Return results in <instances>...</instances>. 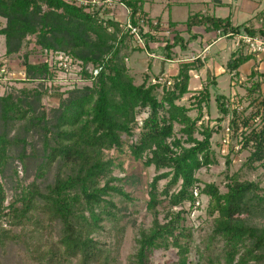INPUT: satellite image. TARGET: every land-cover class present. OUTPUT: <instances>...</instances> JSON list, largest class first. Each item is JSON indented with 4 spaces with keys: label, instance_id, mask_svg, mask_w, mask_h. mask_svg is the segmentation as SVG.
Segmentation results:
<instances>
[{
    "label": "trees",
    "instance_id": "obj_1",
    "mask_svg": "<svg viewBox=\"0 0 264 264\" xmlns=\"http://www.w3.org/2000/svg\"><path fill=\"white\" fill-rule=\"evenodd\" d=\"M116 2L128 7V21L117 18V4L0 0L5 57L21 56L22 81L27 83L0 95V264H8L7 254L14 250L15 264H123L121 249L130 220L122 221L134 212L131 206L137 201L134 189L128 191L127 186L140 182V177L114 174V168L122 166L117 162L122 154L162 170L149 183L145 201L152 223L135 230L126 264H152L156 251L170 248L180 256L174 264H264V223L251 222L264 220L261 180L241 179L234 173L228 177L227 191L221 192L216 183L201 186L197 176L215 162L212 137L224 120L230 139L239 150L249 151L243 163L247 172L264 163V72L252 66V84L244 83L245 100L252 107L248 114L242 98L215 94L220 114L216 127L206 123L202 113L210 104L211 87L217 86L212 69L206 68L208 82L190 97L199 114L191 116L192 107L180 103L191 92V71L206 67L205 57L180 59L177 72L163 77L165 61L178 57L175 48L188 50L203 35L195 31L199 27L217 37L236 38L226 70L241 81L240 67L257 56L237 40L243 34L264 36V9L241 24H234L231 15L198 11L183 22L186 39L176 28L180 22L173 20H169L173 37L161 39L150 29L144 32L143 25L153 21L143 0ZM128 23L138 27L146 49L153 50V42H166L158 47L163 59L156 79L146 73L136 84L131 75L128 59L143 47L133 45L136 37ZM158 27L157 22L154 28ZM34 54L47 58L63 54L66 60L79 61V74L87 83L64 91L57 84L48 87L57 67L49 59L33 62ZM49 98L56 103H47ZM176 125L184 141L169 140L175 137ZM229 149L236 152L232 143ZM163 179L168 181L160 190ZM200 195L209 198L207 212L214 223L194 261L190 257L194 238L182 224V206L199 208ZM165 201L169 219L161 222L158 206Z\"/></svg>",
    "mask_w": 264,
    "mask_h": 264
},
{
    "label": "rangeland",
    "instance_id": "obj_2",
    "mask_svg": "<svg viewBox=\"0 0 264 264\" xmlns=\"http://www.w3.org/2000/svg\"><path fill=\"white\" fill-rule=\"evenodd\" d=\"M80 1L82 0H78V2ZM145 1L149 3V9L153 13V16H149L153 21V25L148 26L147 24H145V27L147 30H152L153 33L160 36L161 39L164 37H173V33L169 28V18L173 21L180 22L179 25H182L183 27H180L178 31H180V33H184V35H181L185 36L186 39L187 33L185 31V25L183 24V22L191 14L198 11L205 14L216 15L218 17H227L231 15L234 24H241L242 22L251 18L259 10L264 9V0H256L258 3L257 7L252 5L248 0H220L223 1L224 4H221L219 0ZM116 9H119L120 12V15H117V18L123 23L126 22L128 20L126 14H124V12H122V9H120L119 7ZM115 14H118L117 10ZM4 22V18L0 17V25H3ZM155 22L159 23L158 29L154 28ZM197 29H200L199 31L202 30L199 27ZM144 41L145 40H143V43L141 44L136 39H133V45H142L143 51L134 52L127 62L130 68V73L135 78L136 84H140L144 80L146 73H149L153 79H156V76L160 73L162 68L163 58L158 47L165 45L166 42H153V44H151L153 50H150L146 49L145 46H143ZM235 42L236 38L224 37L219 43H224L223 45H227V47L231 48L235 46ZM219 43L211 45L209 52H203L204 48L197 45L196 49L193 51V54H195L196 56L201 55V57H205L207 64L206 67H203L201 69H194L191 71L192 80L189 83L191 92L186 94L180 101V103L185 104L188 107H192L189 111V114L193 117H196L199 114V110L197 106H193L194 102L190 97L195 91H198V89L202 88V86L208 82L206 68L213 69V67H215V72H221V74L217 77V86L211 87L210 89L211 97L209 106H203V120L206 123L209 122V125L211 127H216V124L218 122L217 118L220 115L214 99L216 93H223L232 99H237L238 97H240L243 101V107H248L247 114L252 111V107L249 106V101L245 100L247 90L244 85L245 82L248 86L252 84V80L249 79V73L251 70L250 63L243 67V73L240 77L241 81L240 79L236 80L235 78L230 76V73L226 70V64L230 58L229 50H225V52H221L218 50L219 55L215 53V50L219 46ZM29 47H32V45H30ZM175 49L178 51V57L176 58V60L165 61V64L163 65V77L165 78H170L177 72L178 62L180 59H188L193 56L192 53H186L185 50H180L179 47ZM5 52V39L0 36V62H2V65H0V95L4 94L11 86L21 87L24 84H27L22 81L25 79V68L22 63L21 56L15 54L12 57L8 58L5 57ZM68 58L67 66L64 68H60V63L66 61V56L63 54H55L53 56H49L48 58L46 55L44 56V54H34L31 56V60L33 62H39L43 59H49V61L57 67V69H55V80L47 82V86L50 87L57 84L60 87L61 91L72 89L75 86H82L87 83L86 81H83L81 79V76L79 74L80 62L76 61L73 58ZM255 62V66H260L264 62V58H261V56L257 57ZM261 69L262 72H264V68ZM261 69H259V71H261ZM33 85L34 83H28V86ZM262 90L264 94V84ZM56 101L57 100L53 98L47 99V103L49 104H55ZM145 115L146 114H143L142 116ZM142 116H139V119H141ZM227 124V120H224L221 127H219V130L213 134L212 147L214 151L215 162L211 166L203 167L197 172V176L202 181L200 185L203 186L204 183H216L221 192H226V185L229 182L228 177L233 175L234 173H239V177L241 179L246 178L250 180H261V186L264 187V163L260 164L256 171L247 172L246 168L243 167V163L247 159L249 151L239 150L240 145L237 144L235 140L232 141L230 139V132L228 131ZM179 128V125L175 126V137H172L169 140L180 138L182 141H184L186 139L178 131ZM195 138L200 139L201 136L196 133ZM229 143L235 145L236 152L230 153ZM227 155L230 157V163L227 162ZM117 162H122V166H117L114 168L115 175H118L120 177H124L126 175H136L140 177V182L134 185L127 186L128 191H132V189H134V195L135 197H137V201L136 205L131 206L130 211L134 210V212L129 213L122 221V223H126L130 220V223H128V228L126 229L125 238L121 249L123 264H126L128 256L133 251L135 230L140 225L150 226V224L152 223L153 214L147 210L145 201L149 199V183L153 180V177L160 173L162 170L158 172L155 169L154 165L147 167L144 165L143 161L136 160L130 157L128 154L118 155ZM20 174L22 175V172H20ZM29 176V180H32L33 174L30 173ZM167 181L168 179H163L159 182L160 190L163 189ZM208 201L209 198L206 195H200L198 198V202L196 203L199 208L190 210V206L188 203L182 206V208L184 209L183 216L185 217V220L182 224L192 230L194 238L193 248L190 249V257L194 261L197 260L198 249L202 250L204 248L206 235L213 227L214 223V219L209 216L207 212ZM178 209L180 208H174V210L176 211ZM158 210L159 220L161 222L168 221V202L165 201L162 205H159ZM251 222L261 225L264 223V220L262 218H256L252 219ZM7 255L8 256L6 258V262L8 264H15L18 261L17 252L15 250L14 252H9ZM179 258L180 256L176 248L159 250L156 251V253L152 257V264H174L179 260ZM68 264L75 263L72 262Z\"/></svg>",
    "mask_w": 264,
    "mask_h": 264
},
{
    "label": "crops",
    "instance_id": "obj_3",
    "mask_svg": "<svg viewBox=\"0 0 264 264\" xmlns=\"http://www.w3.org/2000/svg\"><path fill=\"white\" fill-rule=\"evenodd\" d=\"M144 1V5H143V8H144V10L148 13V16H153V13H152V11L149 9V3L148 2H146L145 0H143ZM220 1V0H219ZM248 1H250L251 2V4L252 5H254V6H258V3H257V1L256 0H248ZM216 2V1H215ZM221 4H224L223 3V1H221ZM257 4V5H256ZM115 10H117L118 11V14H119V9H115ZM169 20H172V19H170L169 18ZM180 27H183L182 25H177L176 26V28H177V30L178 29H180ZM185 29H186V27H185ZM202 29V28H201ZM200 29H197V28H195V31L196 32H202L203 33V35L202 36H200L196 41H194L192 44H191V46H190V49H188V50H185V52L186 53H192V55H195V54H193V51L196 49V47H197V45H199V46H201V44H205V46L203 45L202 47L204 48L203 49V52H209V50H210V46L211 45H214V44H216V43H219L224 37H217L216 36V34L214 33V32H204L203 31V29L201 30V31H199ZM187 33V32H186ZM182 35H184V33H182ZM189 35H188V33H187V36H186V38L188 37ZM185 37V36H184ZM203 42V43H202ZM224 44V43H223ZM222 43H219V46L217 47V49L215 50V53L217 54V55H219V53H218V50L219 51H221V52H225V50L227 51V50H229V52H230V55H231V53H232V51L234 50V48H235V46L234 47H231V48H229V47H227V45H223ZM176 50V49H175ZM177 51V50H176ZM201 56V55H200ZM208 56H210V55H208ZM212 56V55H211ZM250 63V67L252 68V66H254L255 64L254 63H256L255 62V60H250V61H248V62H246L245 64H243L241 67H240V72H241V75H242V73H243V67L244 66H246L247 64H249ZM167 64V63H166ZM252 64H254V65H252ZM257 68L258 69H261V68H264V62L262 63V65H260V66H257ZM215 67H213V69H212V72H213V74L216 76V77H218V75H220L221 74V72L220 73H218V72H215ZM251 71V70H250ZM261 72H262V69H261ZM230 76H231V74H230ZM191 77H192V73H191ZM192 80V78L190 79V81ZM194 82V81H193ZM190 89V88H189ZM191 90V89H190Z\"/></svg>",
    "mask_w": 264,
    "mask_h": 264
},
{
    "label": "built area",
    "instance_id": "obj_4",
    "mask_svg": "<svg viewBox=\"0 0 264 264\" xmlns=\"http://www.w3.org/2000/svg\"><path fill=\"white\" fill-rule=\"evenodd\" d=\"M81 3H93V4H98V5H108V6H112L115 7L117 4V7H119L120 9L123 10L124 14H126V16L128 17L129 14V9L126 5H124L123 3H117L116 0H82L80 1ZM128 21V20H127ZM143 23V20H141V24ZM154 24H157L156 22ZM128 26L131 29V33L134 34V36L136 37V40L139 43H143V37L140 35L139 33V29L136 26H133L131 24L128 23ZM143 29L144 32H147L148 30L146 29L145 25H143ZM237 41H242L243 43H245V45L248 48V51L250 53H256L257 57L264 58V36H251V35H247V34H243L240 35L238 37ZM61 65H63L64 67L67 66V60L63 61L60 63ZM95 73H97V71H95Z\"/></svg>",
    "mask_w": 264,
    "mask_h": 264
}]
</instances>
